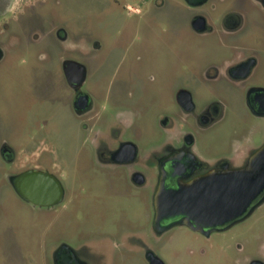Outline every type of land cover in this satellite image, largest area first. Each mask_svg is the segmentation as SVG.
<instances>
[{
  "label": "rangeland",
  "instance_id": "obj_1",
  "mask_svg": "<svg viewBox=\"0 0 264 264\" xmlns=\"http://www.w3.org/2000/svg\"><path fill=\"white\" fill-rule=\"evenodd\" d=\"M27 10L13 26L22 54L0 64V145L8 142L25 162L57 175L67 194L53 209L31 206L11 191L2 174L10 168L0 160V264H54L60 244L101 246L113 264H147L122 236L151 230L152 189L95 169L91 127L109 134L126 126L124 138L142 155L174 134L158 126L156 114L179 113L172 86L180 63L192 67L193 11L186 0H40ZM68 60L87 68L82 90L96 113L86 119L88 130L74 111ZM194 94L201 101L223 96ZM200 137L206 152L207 134ZM167 245L156 252L170 260L243 264L250 253L264 254V208L219 237L177 228Z\"/></svg>",
  "mask_w": 264,
  "mask_h": 264
},
{
  "label": "flooded vegetation",
  "instance_id": "obj_2",
  "mask_svg": "<svg viewBox=\"0 0 264 264\" xmlns=\"http://www.w3.org/2000/svg\"><path fill=\"white\" fill-rule=\"evenodd\" d=\"M39 1L0 0V64L22 54L19 51L20 36L15 34L13 26L28 12L27 7L38 6ZM186 2L193 11L190 27L195 34L196 52L192 67L183 68L180 63L175 74L172 88L179 113L160 109L156 114L158 126L164 132L174 134L166 137L149 154L142 155L134 140L124 138L126 126L111 128L109 134L94 124L91 127V155L95 169L114 175L122 183L152 189L151 230L122 236L132 249L142 251L147 264H194L178 260L176 256V259H167L169 256L158 254L156 247L159 244L166 249L168 235L182 227L205 239L219 237L264 208L262 191L243 216L217 228L195 229L183 223V216L175 214H164L156 219L154 199L161 184L177 188L210 171L244 168L264 148V128H261L264 123V0ZM57 36L63 41L67 38L62 29L58 30ZM84 81L68 82L75 91L74 111L84 120V129L88 130L86 119L93 120L96 113L92 96L82 90ZM195 89L223 93V96L218 94L201 101L194 94ZM85 96L87 102L84 105ZM205 133L206 152L199 148L200 136ZM23 159L8 142L0 145L1 163L10 168L7 174H2L11 191L33 207L53 209L66 197L63 182L41 164L33 165ZM29 171L56 176L63 188L61 199L40 205L21 196L16 185L22 184V176ZM3 207L4 203L0 202V215ZM201 250L206 253L205 248ZM53 263L113 264V259L101 246L60 244L54 252ZM243 264H264V254L250 253Z\"/></svg>",
  "mask_w": 264,
  "mask_h": 264
},
{
  "label": "water",
  "instance_id": "obj_3",
  "mask_svg": "<svg viewBox=\"0 0 264 264\" xmlns=\"http://www.w3.org/2000/svg\"><path fill=\"white\" fill-rule=\"evenodd\" d=\"M64 72L70 83H80L86 75L83 64L68 60ZM84 105L87 97H83ZM21 196L40 205L53 204L63 196V188L48 172L29 171L16 185ZM264 191V148L254 155L248 166L225 171H210L177 188L161 184L155 194L156 219L164 214L183 216V223L195 229L217 228L245 214Z\"/></svg>",
  "mask_w": 264,
  "mask_h": 264
}]
</instances>
